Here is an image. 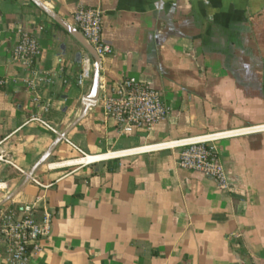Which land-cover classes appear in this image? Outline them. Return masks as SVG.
I'll return each mask as SVG.
<instances>
[{
  "label": "crops",
  "instance_id": "obj_1",
  "mask_svg": "<svg viewBox=\"0 0 264 264\" xmlns=\"http://www.w3.org/2000/svg\"><path fill=\"white\" fill-rule=\"evenodd\" d=\"M79 6L102 11L112 49L89 107L91 80L76 83L87 51L49 15L73 29ZM22 31L53 79L38 87L44 117L85 157L28 121L29 68L11 57ZM0 76V201L19 188L0 212L35 203L51 219L25 264H264V0H0ZM125 76L170 107L150 133L102 113L100 97ZM217 133L226 189L179 168L166 146Z\"/></svg>",
  "mask_w": 264,
  "mask_h": 264
},
{
  "label": "built area",
  "instance_id": "obj_2",
  "mask_svg": "<svg viewBox=\"0 0 264 264\" xmlns=\"http://www.w3.org/2000/svg\"><path fill=\"white\" fill-rule=\"evenodd\" d=\"M102 11L97 7L79 6L72 14L75 28L89 43L101 59L111 54L112 49L102 38ZM41 47L35 34L22 31L11 50L14 60L24 62L29 75L22 79L30 95V103L37 111L30 114L28 121L37 123L60 141L78 149L55 124L44 117L49 104L42 102L38 94L40 85L49 86L52 77L36 68ZM94 62L90 57L82 59V67L77 74L76 83L83 86L91 80ZM7 83L0 76V87ZM102 113L115 121L120 131L135 128L150 133L156 124L166 119L170 107L162 93L146 82L133 77H123L119 83L100 97ZM227 136L225 133L207 135L194 140H179L166 144L178 148V167L196 171L213 179L220 189H226L227 180L224 165L211 144ZM85 157V155H84ZM36 204L24 205L21 209H6L0 212V234L6 244V257L1 264H25L30 255L40 251L42 241L51 234V219L47 212L38 217Z\"/></svg>",
  "mask_w": 264,
  "mask_h": 264
},
{
  "label": "water",
  "instance_id": "obj_3",
  "mask_svg": "<svg viewBox=\"0 0 264 264\" xmlns=\"http://www.w3.org/2000/svg\"><path fill=\"white\" fill-rule=\"evenodd\" d=\"M49 15L55 21L59 22L67 31H69V33H71L74 36L75 40L87 51V57L93 58L94 66H93L92 75H91V86H90V91L85 98V101H86L87 107L94 105L99 95L100 58L96 55L92 46L85 41V39L78 32L77 29L75 28L71 29L68 25L62 24L55 15L50 14V13ZM31 175L32 173L28 174V176L25 178L22 184H24L31 177ZM18 190L19 188H17L15 191H13L8 196H6L2 201H0V206L4 204L6 201H8Z\"/></svg>",
  "mask_w": 264,
  "mask_h": 264
},
{
  "label": "bare ground",
  "instance_id": "obj_4",
  "mask_svg": "<svg viewBox=\"0 0 264 264\" xmlns=\"http://www.w3.org/2000/svg\"><path fill=\"white\" fill-rule=\"evenodd\" d=\"M152 149V148H151ZM112 156V154H108V155H104V156H98V157H86L84 159V161H94V160H97V159H103V158H107V157H110ZM78 161V160H77Z\"/></svg>",
  "mask_w": 264,
  "mask_h": 264
}]
</instances>
